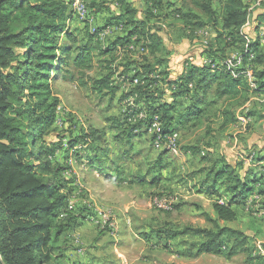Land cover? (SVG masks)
<instances>
[{
	"label": "rangeland",
	"instance_id": "1",
	"mask_svg": "<svg viewBox=\"0 0 264 264\" xmlns=\"http://www.w3.org/2000/svg\"><path fill=\"white\" fill-rule=\"evenodd\" d=\"M81 2L88 10V16L85 14L86 23L76 14V3H73L75 15L65 23L71 34L77 36L78 46L85 47L89 52V67L84 68L76 63L78 58L82 62L84 56L79 55L77 50L67 53L71 40L64 34H58V69L56 73H50L48 81L44 83L46 91L43 92L49 105L57 102L51 108L55 123L44 131V137L53 142L55 147L62 143L63 148L57 151L54 159L71 168L63 172L62 177L69 182V208L71 206V211H74L72 216L77 220L73 228L60 237L58 243L65 255L64 263L264 264V260H256L245 254L230 259L226 255L227 246L222 249V254L219 253L221 255L205 254L197 259L181 258L178 256L180 238L170 241L166 247L165 239H160L153 233L159 228L175 231L186 226L211 227L203 214L215 215L211 200L201 191L202 179L197 181L200 185L199 192L195 191L196 187L193 190L190 188L195 183L190 180L195 179L199 173L205 175L210 171L211 166L208 169L206 167L215 156L218 158L225 155L231 160L234 154H243V158L251 154L246 159L251 163L257 157L255 152H260V155L264 153L263 97L240 90L243 92L237 98L221 101L214 106L208 117L202 118L196 125L182 127L180 132H175L179 136L175 140L178 144L174 152L169 151L163 166L158 167L159 170L156 161L161 149L153 143L158 139L152 142L153 132L143 133L146 129L135 131L139 136L133 138L132 142L122 137L119 143L115 140L118 131L111 130L106 121L112 116L121 117L132 107L143 106L141 102L137 104L136 96L124 97L132 86H126L130 82L127 79L125 81L126 75L122 74H126L127 70L131 72L138 63L146 61L154 63L163 59L168 61L169 66L178 69L183 61L182 56L194 53L195 59H198L200 50L202 54H206L203 50L214 43L221 24L210 22L196 6V0H166L161 10H154L157 19L154 17L151 22L154 28H161V36L164 38L162 53L148 50L149 41L137 42L135 38L126 45L125 51H110L108 55L105 51L118 36H125V28L114 30L108 36L90 33L102 32L103 30L97 29L104 27L109 18L117 14L112 11L109 17L103 12L109 13L111 7L116 11L119 6L113 0ZM244 2L250 12L248 22L242 29L246 37L244 46L247 48L253 42L260 41V49L264 51V23L257 20L258 15L264 14V0ZM223 3V0L214 2V8L219 13ZM177 8L184 13L196 15L205 26L192 27L188 23L195 22L196 18L193 16L194 21L184 18L175 12ZM138 17L141 19L140 15ZM87 21H90L89 24ZM238 50H228L225 61L233 62L239 57L243 64V54ZM253 57L254 55L252 60ZM177 61L181 64L178 65ZM247 68L253 71L251 66L248 65ZM111 76L112 82L119 87L115 96L97 84V81ZM250 89L252 92L251 87ZM226 111L230 112V116L224 115ZM251 113L256 115L250 116ZM233 116L240 117V120H235ZM241 118H246V123L241 122ZM129 122L136 123L137 116L129 119ZM72 142L76 147L71 150L69 147ZM110 145L113 147L110 148ZM106 147L111 149L108 157H104L100 150ZM95 155L104 163L102 172L91 167V160ZM109 176L113 177L110 180L115 179L113 184L106 179ZM134 179L148 182L141 185ZM255 199L256 203L251 207L238 209L239 218L236 222L225 224L251 236L249 246L253 256L257 255L258 246L264 249V220H260L264 219V215L261 216L264 214V201L256 194L249 198V202ZM129 220L132 222L131 226L126 227ZM114 224L120 225V234L115 235L116 232H113L116 228Z\"/></svg>",
	"mask_w": 264,
	"mask_h": 264
},
{
	"label": "trees",
	"instance_id": "2",
	"mask_svg": "<svg viewBox=\"0 0 264 264\" xmlns=\"http://www.w3.org/2000/svg\"><path fill=\"white\" fill-rule=\"evenodd\" d=\"M214 2L196 0V6L210 22L221 24L220 32H217L212 43L215 45L211 44V47L203 50L210 63L186 66L178 79L172 80L169 79L168 61L163 59L154 63H138L132 74L128 70L122 74L126 75L125 81L127 79L131 84L139 80L124 97L136 96L137 104L141 102L143 106L132 107L121 117L112 116L106 120L111 130L118 131L115 137L117 142L120 143L122 137L132 142L133 138L139 136L135 131L142 129H146L143 133L153 132L156 117L157 127L152 142L166 140L168 136L180 132L182 127L196 125L210 115L213 106L237 98L243 91L264 98V51L260 49V41L253 42L247 48L244 46L246 37L242 29L248 22V5L244 0H223L219 13L214 8ZM73 3L74 0H0V264H65V255L58 243L77 220L72 216L74 211H69V182L62 177V173L71 168L54 159L57 151L63 148L62 143L55 147L44 137V131L55 123L51 108L57 102L49 105L43 92L46 91L44 83L48 81L50 73H56L58 69V34H64L71 40L67 53L77 50L79 55L84 56L82 62L78 58L76 63L84 68L89 67V52L85 47L78 46L77 36L71 34L65 23L75 15ZM163 4L161 0L146 1L145 19L140 20L138 9L121 0V14L113 15L104 27L97 30L105 32L110 25L122 24L126 34L118 36L105 53L110 55V51H115L117 46L126 47L135 38L137 42L149 41L148 50L162 53L164 38L161 28H154L151 22L154 17L157 19L154 10H161ZM175 10L191 21H194V16L195 22L188 23L192 27L205 26L196 15L184 13L178 8ZM257 20L264 23V14L258 15ZM241 44L242 47L237 46ZM235 48L241 51L244 60L238 71L250 72L248 65L254 71L252 92L245 77L237 76L234 71L236 66L226 65L228 50ZM112 76L97 81V84L115 96L119 87L112 82ZM263 100L261 105L264 110ZM142 112L146 114L145 119L139 118ZM226 112L224 115L230 116V112ZM254 115L256 113L250 114ZM134 116H137V122L130 124L129 119ZM233 118L236 120V116ZM73 145L72 142L71 150L76 147ZM100 150L104 157L111 153L109 147ZM159 155L156 161L158 170L165 163L169 150L161 149ZM91 162V167L102 172L104 163L100 157L92 158ZM255 171L249 169L242 175L227 165L216 172L212 186L207 182L203 184L201 191L214 196L217 195V182L226 178L225 192L231 195L228 203L216 200L213 204L215 217L203 214L210 228L186 226L175 231L159 228L153 232L154 235L165 239L166 247L178 237H202V241L194 242L184 251L187 256L217 255L222 253L226 241H229L228 258L245 254L256 260H264L262 255L253 256L249 246L251 236L228 226L239 218L238 210L234 209L236 206L244 207L249 198L256 194L264 196V173ZM134 181L141 185L148 182L141 179ZM64 214L66 218L61 217Z\"/></svg>",
	"mask_w": 264,
	"mask_h": 264
},
{
	"label": "crops",
	"instance_id": "3",
	"mask_svg": "<svg viewBox=\"0 0 264 264\" xmlns=\"http://www.w3.org/2000/svg\"><path fill=\"white\" fill-rule=\"evenodd\" d=\"M116 1V2H115ZM128 4L130 3L132 7H135L138 9V15L141 16V19L140 20H144L145 19V9H144V5L146 3V1L148 0H125ZM151 1V0H149ZM165 3L166 0H161ZM167 1H171V0H167ZM113 3L116 4V6H119V8H116V11H114V8H112V10L109 11V13L107 11L103 12L105 13L104 15L106 16H109L111 15L112 11L113 13H117L115 15H120L121 14V0H113ZM110 17V16H109ZM200 53L201 55L198 57V59H195L194 57V53H192L191 55H186V56H182V64L180 63V61H177L178 65L181 64L180 66H178L176 68H173V66H169V71H170V80L172 79H178V77L182 74L183 70L185 69L186 66H189V65H192V64H197V65H205V63L208 62V58L205 56V54H202L201 50H200ZM242 66H238L236 68H234V71L236 72V74H238V76L240 75H243L245 77V79L247 80V83L248 85L252 88L253 90V84L251 83V80H250V77L247 75L248 71H238L239 69L238 68H241ZM178 70V71H177ZM254 81V80H253ZM126 86H128L126 84ZM264 101V100H263ZM189 101L186 102V104L188 103ZM214 108V106L212 107V109ZM239 116V114L237 115ZM239 120H240V117H237ZM236 118V119H237ZM241 122L243 123H246L244 122L243 119H241ZM241 125V123H240ZM117 145V144H116ZM113 145H110L109 147L112 148ZM261 153L259 152H255V155L257 156L256 159L254 161H251L248 162L246 161V159L251 155H248L246 156L245 158H243L242 156L238 155V154H234L231 158V160H229L228 157H226L225 155H220L218 158L215 156L214 157V160L211 162V164H209L206 168L208 169L209 166H211L210 168V171H207L206 173H204L205 175H201L199 173V175H196L195 179H191L190 182L193 183L195 182L190 188L193 190L195 187V191L199 192V189H200V185H198L197 181L198 179H202V182H201V188H203V184L204 183H208L209 186H212V181L213 179L215 178V175H216V172L217 171H221L225 166H231V167H234V169L236 170V173L239 172V173H242V175H245L246 174V171H248L249 169H255L256 171L255 172H262L264 173V153L262 155H260ZM259 158V160H257ZM94 173L98 176V173H96V170H94ZM148 177V176H147ZM150 177V176H149ZM110 178H113L112 176H109L107 177L106 179L108 181L111 182V184L114 183L115 179L113 180H110ZM149 179V178H147ZM117 182V181H116ZM226 182H227V179L224 178L222 179L221 181H218L217 184H216V194L218 195H214V196H211V195H206L208 197V199L211 200L212 202V206L213 204L216 202V200H219L221 203H224V202H229L230 199H231V195L228 194L227 192H225V185H226ZM259 198L263 199L264 200V196H259ZM256 201V199L254 200ZM253 201V202H254ZM248 203L244 206V208H249L252 206L253 202L250 203L249 200L247 201ZM243 206H236L234 209H240L242 208ZM262 211V210H261ZM262 213H264V211H262ZM264 214H262L261 216H263ZM260 218V217H259ZM260 220H264V219H260ZM131 221L129 220L127 222V226L126 227H130L131 226ZM119 224V223H117ZM113 232H116L115 235L117 234H120L121 232V227L120 225H116V228L114 229ZM180 238L179 239V254L178 256H180L181 258H190V259H197L198 257H200L201 255H205V254H201V255H192V256H187L185 255V252L188 248L191 247V244H193L194 242L196 241H202V237H193V236H184V237H178ZM177 238V239H178ZM189 238V239H187ZM176 240V239H175ZM175 240L171 241V242H174ZM163 241V240H162ZM183 249H181V247ZM224 246H227L229 247L230 246V242L229 241H226L225 245ZM224 248V247H223ZM225 249V248H224ZM257 255H255L254 257H258L259 255H262L260 254L258 251L256 252ZM222 254V253H221ZM221 254H217V255H221ZM209 255H212V254H209ZM228 257V256H227ZM262 257H264L262 255ZM232 259V258H231ZM123 264H129L128 262L126 263H123Z\"/></svg>",
	"mask_w": 264,
	"mask_h": 264
},
{
	"label": "built area",
	"instance_id": "4",
	"mask_svg": "<svg viewBox=\"0 0 264 264\" xmlns=\"http://www.w3.org/2000/svg\"><path fill=\"white\" fill-rule=\"evenodd\" d=\"M75 3H76V14L79 15L81 17V19L85 22V14H88V10L86 8V6L81 2V0H74ZM86 23V22H85ZM118 29H123V25L122 24H116V25H110L109 29L105 32H96V31H93L92 33L93 34H98L99 35H103V36H108L110 35V32L114 31V30H118ZM125 47H122V46H117V48H115V50H122V51H125L124 50ZM226 62V65H235L236 67L240 66V64L242 63L240 58L239 57H236V59L233 60V62H228V61H225ZM248 76L250 77V80L252 81V83L254 82V76H253V71H250V72H247ZM238 76V75H237ZM138 83H139V80H138ZM146 118V116H145ZM242 119V118H241ZM155 120H157V117L155 118ZM155 120H154V125H153V132H155ZM244 122H246V118L243 119ZM176 136H179V135H176ZM176 136H173V138L171 140H157V142H155V145L156 147H159L160 149H167L169 151H173L175 150V147L176 145L178 144V141H175V137ZM240 156H245L243 154H241ZM252 159V158H251ZM252 203V201L250 202ZM71 210V206L69 208ZM72 212V211H71ZM62 218H65L66 217V214L62 215L61 216ZM105 218H108L107 216L104 215ZM93 221V219H91ZM117 225V224H114V226ZM112 226V227H114ZM258 252L260 254H262L264 256V249L262 246H258Z\"/></svg>",
	"mask_w": 264,
	"mask_h": 264
},
{
	"label": "bare ground",
	"instance_id": "5",
	"mask_svg": "<svg viewBox=\"0 0 264 264\" xmlns=\"http://www.w3.org/2000/svg\"><path fill=\"white\" fill-rule=\"evenodd\" d=\"M137 83H138V80H134V82H133L132 84H131V83H130V84H131V86H132V85H135V84H137ZM131 86H130V87H131ZM145 116H146V114H145L144 112H142L141 115L139 116V118H140V119H145ZM156 127H157V125H155V128H156ZM173 136H176V134H173ZM173 136H168V137L166 138V140H171V139L173 138ZM176 138H177V136L175 137V140H176Z\"/></svg>",
	"mask_w": 264,
	"mask_h": 264
}]
</instances>
